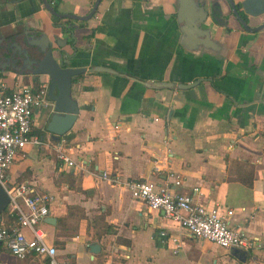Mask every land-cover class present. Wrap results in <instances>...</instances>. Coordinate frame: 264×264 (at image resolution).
I'll return each instance as SVG.
<instances>
[{
	"label": "crops",
	"instance_id": "obj_1",
	"mask_svg": "<svg viewBox=\"0 0 264 264\" xmlns=\"http://www.w3.org/2000/svg\"><path fill=\"white\" fill-rule=\"evenodd\" d=\"M94 1L49 3L60 13L86 15ZM199 1L209 11L220 5L228 17L225 25L210 17L205 24L214 48L180 31L177 0H101L89 19H70L73 64L110 71L74 77L79 113L59 140L46 131L50 102L36 109L32 132L43 143L26 145L7 172L10 182H26L55 197L40 225L64 264H264V29L244 31L228 15L226 0ZM263 21L264 13L248 17L251 26ZM22 30L65 39L63 48L72 52L71 36L54 24L41 0L0 2V37ZM35 79L7 71L0 73V87L11 93L44 83ZM151 81L196 83L155 89L145 85ZM62 138L76 162L72 167L62 166L53 149ZM104 171L118 182L102 179ZM170 171L182 177L174 191L197 187V201L233 210L230 227L255 241L245 261L191 236L162 210L148 212L121 184L167 183ZM250 175L249 186L242 180ZM0 220L15 224L5 210ZM162 230L164 239L158 236ZM177 241L181 247L173 253ZM94 243L97 253L91 252ZM0 264L46 261L36 255L18 259L0 243Z\"/></svg>",
	"mask_w": 264,
	"mask_h": 264
},
{
	"label": "built area",
	"instance_id": "obj_2",
	"mask_svg": "<svg viewBox=\"0 0 264 264\" xmlns=\"http://www.w3.org/2000/svg\"><path fill=\"white\" fill-rule=\"evenodd\" d=\"M47 100V86L44 83L24 85L11 93L4 92L0 87V186L8 196L4 210L15 219L12 227L0 220V243L18 259L36 255L43 257L46 264H64L57 255L56 247L46 241L40 225L48 216L49 205L55 197L26 182H10L7 177L8 169L20 150L28 144L43 143L39 136L33 134L32 122L35 110L46 104ZM52 146L62 166L72 167L76 164L68 153L65 139ZM158 170L154 165L152 173ZM101 177L118 182L106 171ZM167 177L170 182L161 184L149 179L125 180L121 184L134 199L145 203L148 212L162 210L168 219L197 239L207 240L225 249L237 248L245 253L254 249V237L230 227L228 217L233 214L232 209L222 210L218 204L210 206L197 201L194 198L199 192L197 187L192 188L191 193L174 191V187L182 184V177L172 171ZM24 229L29 230V236ZM158 236L164 239L166 232L159 231ZM180 247L181 243L177 241L172 252L177 253Z\"/></svg>",
	"mask_w": 264,
	"mask_h": 264
},
{
	"label": "water",
	"instance_id": "obj_3",
	"mask_svg": "<svg viewBox=\"0 0 264 264\" xmlns=\"http://www.w3.org/2000/svg\"><path fill=\"white\" fill-rule=\"evenodd\" d=\"M43 6L54 16L75 20H87L96 11L101 0H95L90 11L86 15L60 13L56 11L47 0H41ZM232 13L235 15L242 27L249 32H256L264 28V22L256 27H249L246 20L239 14L236 6H240L244 14L258 16L264 13V0H226ZM177 21L182 25L180 31L189 40L214 48V42L210 39V27H205L208 17L218 21L222 17L220 5L210 12L205 10L204 4L199 0H178ZM210 14V15H209ZM74 30L70 33L72 38V52L63 48L65 39L60 37H49L43 31L36 34L22 30L4 39L0 37V73L10 71L18 75H31L42 80L47 86V101L49 104V120L46 131L54 140H59L66 135L77 119L79 106L72 96V81L74 77L85 72L107 71L110 69L102 66H77L73 64L76 55ZM55 43V45H54ZM196 82L190 84L180 83L174 85L170 82H148L145 85L150 88H172L187 89ZM8 203V196L0 186V214ZM91 252L97 253L98 244L90 245ZM231 253L241 261L246 260V253L237 248H231Z\"/></svg>",
	"mask_w": 264,
	"mask_h": 264
},
{
	"label": "trees",
	"instance_id": "obj_4",
	"mask_svg": "<svg viewBox=\"0 0 264 264\" xmlns=\"http://www.w3.org/2000/svg\"><path fill=\"white\" fill-rule=\"evenodd\" d=\"M6 1H10V0H0V2H6ZM11 1H22V0H11ZM49 1L50 0H48V2ZM53 8L56 9V4H54ZM52 19L54 21V24L59 25L64 33L70 34L75 27L74 23L69 19H66L64 22H62L61 18L56 17L54 15H52ZM242 181L244 182V184L250 186L252 184V175L249 176V179H243Z\"/></svg>",
	"mask_w": 264,
	"mask_h": 264
},
{
	"label": "flooded vegetation",
	"instance_id": "obj_5",
	"mask_svg": "<svg viewBox=\"0 0 264 264\" xmlns=\"http://www.w3.org/2000/svg\"><path fill=\"white\" fill-rule=\"evenodd\" d=\"M177 5H178V0H177ZM178 7V6H177ZM237 7V10L239 11V14L244 18V20H246V22H247V24H248V26L249 27H256V26H258V25H260V24H262L263 22H261V23H259V24H257V25H254V26H251V25H249V23H248V15H246V14H244L243 13V11L241 10V7L240 6H236ZM205 8V7H204ZM205 10H208V9H206L205 8ZM209 11V10H208ZM210 12V11H209ZM210 15V14H209ZM228 15H231L232 17H234L235 19H236V17H235V15L232 13V11H231V8H230V6H228ZM210 18H211V16H209ZM208 17V18H209ZM66 19H68V18H65V20ZM70 20V19H69ZM227 20H228V17H226V18H224L223 17V15H222V17L221 18H219L218 19V21H216V22H218L220 25H225V24H227ZM237 20V19H236ZM238 21V20H237ZM239 23V22H238ZM239 25H240V27L244 30V31H246L243 27H242V25L239 23ZM264 29V28H263ZM263 29H261V30H263ZM74 30V29H73ZM63 31V30H62ZM258 31H260V30H258ZM258 31H256V32H258ZM246 32H248V33H250V34H253V33H256V32H249V31H246ZM65 34H68V33H65ZM68 35H70V34H68ZM62 39V38H61ZM36 81H39L38 79H35ZM42 81V80H41ZM264 82V81H263ZM263 88H264V83H263Z\"/></svg>",
	"mask_w": 264,
	"mask_h": 264
}]
</instances>
